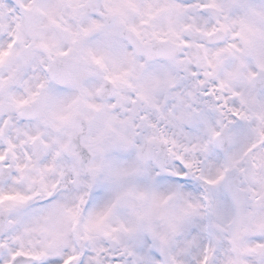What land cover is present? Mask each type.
Returning <instances> with one entry per match:
<instances>
[{
	"label": "snow or ice",
	"instance_id": "1",
	"mask_svg": "<svg viewBox=\"0 0 264 264\" xmlns=\"http://www.w3.org/2000/svg\"><path fill=\"white\" fill-rule=\"evenodd\" d=\"M0 264H264V0H0Z\"/></svg>",
	"mask_w": 264,
	"mask_h": 264
}]
</instances>
